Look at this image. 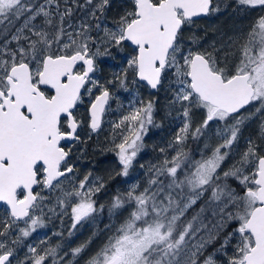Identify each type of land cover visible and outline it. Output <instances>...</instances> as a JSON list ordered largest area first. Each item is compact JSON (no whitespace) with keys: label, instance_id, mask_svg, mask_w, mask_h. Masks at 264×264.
<instances>
[{"label":"snow or ice","instance_id":"snow-or-ice-1","mask_svg":"<svg viewBox=\"0 0 264 264\" xmlns=\"http://www.w3.org/2000/svg\"><path fill=\"white\" fill-rule=\"evenodd\" d=\"M228 9L257 15L201 34ZM114 89L132 95L108 122L118 168L81 177ZM161 93L178 123L140 182L130 173L162 126ZM116 177L128 187L101 203ZM0 211V264H264V0H0ZM105 213L94 251L95 232L25 243L53 220L72 237Z\"/></svg>","mask_w":264,"mask_h":264},{"label":"trees","instance_id":"trees-1","mask_svg":"<svg viewBox=\"0 0 264 264\" xmlns=\"http://www.w3.org/2000/svg\"><path fill=\"white\" fill-rule=\"evenodd\" d=\"M114 14L113 13H110ZM257 15V13H252L250 16L241 20L239 17L232 14V10L228 9L226 12L222 14H218L213 17L204 18L200 20L199 30L201 34L205 30L208 32V38L211 39L214 35V29H219L224 32H231L232 30L240 27H245L250 20ZM113 63H122V60H118L116 62L109 61V64ZM103 72L101 75L110 76V74L116 70L114 67L110 66H102ZM116 97L118 99H114L110 101L112 111L106 113L105 116V124L103 125L104 131L98 136L94 137L92 141H89L87 145H84V155L78 161L77 167L79 170V174L82 177L88 171H92L94 175L104 177L108 180L110 174L114 175V170L118 168V163L115 158L114 153L105 151L104 149L110 147L108 140L106 137L109 134L110 126L109 121L118 120L121 114V110H118V104L123 103L122 111L126 112L129 108L130 102L132 101V95L124 92L122 90H115ZM141 95L147 99L148 92L147 90H142ZM164 100L163 94L161 93L160 99V108L154 116V120L156 124L162 125L161 127H150L147 135L144 137V149L138 154L137 162L135 163L134 168L131 170L130 177L135 178L136 180L143 182L145 179V173L148 167L151 164L157 163L162 157L159 152V148L164 147L174 136L176 123H173L171 118L165 119V113L163 111ZM83 110V109H82ZM251 131V130H250ZM247 134V133H246ZM76 155H80L79 152ZM140 165H144V168L141 169ZM124 178L116 177L115 179L108 181V187L105 192H102L99 195V200L101 203H105L111 199V196L117 190H123L128 187L127 184L123 183ZM2 216V215H1ZM108 223L107 214L105 213L99 220H97L92 225H85L81 228L74 236H68V227L70 226V221L65 218L62 227L65 232V242L71 241L72 246H76L93 236V233H99L94 239L93 243L90 245L89 251H94L103 241L104 239V227L105 224ZM49 225H51L54 231L51 232L49 237L51 238L50 243L55 244L58 241L53 239V233L58 232V227L60 226L59 220H53ZM48 225V226H49ZM23 254V253H22ZM83 261V260H82ZM81 264H84L82 262Z\"/></svg>","mask_w":264,"mask_h":264},{"label":"flooded vegetation","instance_id":"flooded-vegetation-1","mask_svg":"<svg viewBox=\"0 0 264 264\" xmlns=\"http://www.w3.org/2000/svg\"><path fill=\"white\" fill-rule=\"evenodd\" d=\"M3 215V212L0 211V216ZM54 231L53 227L51 225H49L48 227L44 228V229H39L37 231V233H34L32 237H30L25 243H38L41 239H44L46 236H49L51 234V232ZM59 231H63L64 232V229L62 227V223L60 222V226L58 227V232ZM58 240L59 238L56 237ZM66 239V236H65V232H64V241ZM60 242V241H59ZM26 251V249H24ZM22 255V253H21ZM83 261L81 260L80 261V264L82 263Z\"/></svg>","mask_w":264,"mask_h":264},{"label":"rangeland","instance_id":"rangeland-1","mask_svg":"<svg viewBox=\"0 0 264 264\" xmlns=\"http://www.w3.org/2000/svg\"><path fill=\"white\" fill-rule=\"evenodd\" d=\"M143 151V150H142ZM59 223H60V221H59ZM41 230V229H40ZM52 238V237H51ZM51 238L49 237V236H46L44 239H49V241H51ZM53 239L55 240V241H58V239L56 238V236H54L53 235Z\"/></svg>","mask_w":264,"mask_h":264}]
</instances>
